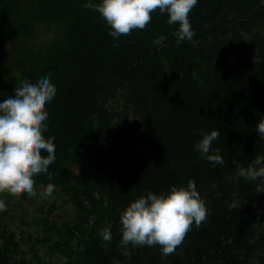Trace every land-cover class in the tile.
<instances>
[{
    "label": "trees",
    "instance_id": "1",
    "mask_svg": "<svg viewBox=\"0 0 264 264\" xmlns=\"http://www.w3.org/2000/svg\"><path fill=\"white\" fill-rule=\"evenodd\" d=\"M31 1L27 7L24 0H0L2 45L11 34L16 39L34 35L39 22L57 24L62 39L40 60L28 55L30 69L19 78L0 70V102L15 95L20 79L35 83L50 74L57 88L46 105L44 133L55 138L56 159L48 169L51 178L39 174L34 179L36 185L62 187L79 215L73 227L63 223L66 237L55 251L67 256L68 264H255L264 236L250 244L254 230L230 204L237 199L257 204L264 195L256 191L258 182L236 177L240 167L264 155V138L256 132L264 118V36L249 45L238 33L233 44L230 28L216 22L231 11L248 15V25L264 21L261 0H198L189 19L204 40L180 46L179 26L169 25L168 15L159 10L145 29L117 39L98 12L84 7L102 0ZM255 55L260 58L256 64ZM120 88L128 89L126 102L140 116L124 128L115 126L120 118L107 107ZM213 130L221 134L212 151L220 149L224 164L213 165L195 151L202 133ZM189 180H195L209 212L200 228L193 224L168 256L159 245L121 246L120 213L130 202L149 191L186 187ZM51 216L43 222L48 234L61 229ZM107 224L112 225L110 243L100 235ZM5 243L0 264H10L9 252L16 246L11 238Z\"/></svg>",
    "mask_w": 264,
    "mask_h": 264
},
{
    "label": "clouds",
    "instance_id": "2",
    "mask_svg": "<svg viewBox=\"0 0 264 264\" xmlns=\"http://www.w3.org/2000/svg\"><path fill=\"white\" fill-rule=\"evenodd\" d=\"M198 0H102L84 5L100 14L110 26V35L119 38L130 35L133 30H143L151 23L152 13L159 10L167 14L169 25H178L175 32L176 44L191 41L195 33L189 14ZM255 55L253 63H259ZM57 93L50 74L37 82L20 79L15 87V95L0 102V194L13 197L27 194L37 197L35 176L46 174L55 162L54 137L46 138L49 113L46 105ZM256 132L264 138V118L256 124ZM218 130L203 132L202 139L195 145L200 157L213 165L224 164L220 149L212 151V144L220 136ZM46 152L47 156L42 153ZM264 155H257L247 168L240 167L237 175L256 183L257 193L264 191ZM259 166V167H257ZM55 191L52 183L39 192L41 198L50 197ZM6 208L0 200V211ZM209 215L205 199L197 190L195 180L187 186L173 185L167 193L151 191L137 198L120 213L122 239L121 246L159 245L163 256L171 255L180 246L193 224L198 229ZM111 224L101 229L103 241L112 239Z\"/></svg>",
    "mask_w": 264,
    "mask_h": 264
},
{
    "label": "rangeland",
    "instance_id": "3",
    "mask_svg": "<svg viewBox=\"0 0 264 264\" xmlns=\"http://www.w3.org/2000/svg\"><path fill=\"white\" fill-rule=\"evenodd\" d=\"M24 2L27 7L32 4L31 0H24ZM258 6L264 8V0L259 1ZM247 17L248 15L242 16L239 12L231 11L219 16L216 23L217 25L224 23L230 28L228 38L231 43L236 44L235 39L237 37L235 36L240 33L246 43L250 45L257 36H264V21L254 24L249 23L248 25ZM208 26L206 24L204 27L208 28ZM201 34L203 33L195 34L191 41L185 40V42L198 45L201 40H204ZM205 34L206 39L211 42L212 36ZM218 36L219 39L226 38L225 35ZM59 39H62L60 27L57 24L45 22L36 23L35 34L24 39H16L12 34L9 35L5 47L0 40V70L10 72L16 78H19L21 71L30 69L28 55L40 60L45 54H49L51 47ZM160 44L163 45V42L160 41ZM127 91L126 88H120L107 103V107L118 114V118H120H116L114 121L115 126L118 125L119 128H124L128 123L133 124L140 119L134 107L126 102ZM121 120H124V122H120ZM236 177L238 178V175ZM43 187L36 185L38 195L33 198H29L27 194H23L21 197H13L8 193L0 194V200H3L6 205L5 210L0 211V253L4 251L3 248L8 238L13 239L16 243V246H13L9 252L10 264H68L69 262L67 256L55 251V246L60 245L64 240L63 237H66L65 232L62 230L64 228L63 223H68L69 227H73L72 225L79 215V210L72 203L69 193L65 192L62 187L55 188L50 197L41 198L39 192L43 190ZM230 208L240 209L245 226L254 230L250 244L259 242L264 236V195L262 201L257 204L237 199L230 204ZM49 213L52 215L51 220L57 221L58 228H61L59 232L47 233L43 222ZM77 242L75 240L73 245H77ZM123 252L125 255L130 254L127 248H124ZM244 253L242 250L241 256H244ZM254 254L255 264L264 263L263 249H256ZM208 264L228 263L227 261L210 260Z\"/></svg>",
    "mask_w": 264,
    "mask_h": 264
}]
</instances>
